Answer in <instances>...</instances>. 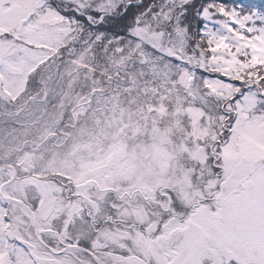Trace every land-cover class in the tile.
I'll list each match as a JSON object with an SVG mask.
<instances>
[{
    "label": "snow or ice",
    "instance_id": "1",
    "mask_svg": "<svg viewBox=\"0 0 264 264\" xmlns=\"http://www.w3.org/2000/svg\"><path fill=\"white\" fill-rule=\"evenodd\" d=\"M0 264H264V7L0 0Z\"/></svg>",
    "mask_w": 264,
    "mask_h": 264
},
{
    "label": "rangeland",
    "instance_id": "2",
    "mask_svg": "<svg viewBox=\"0 0 264 264\" xmlns=\"http://www.w3.org/2000/svg\"><path fill=\"white\" fill-rule=\"evenodd\" d=\"M225 2H230V0H225ZM245 3L250 6L264 7V0H245Z\"/></svg>",
    "mask_w": 264,
    "mask_h": 264
}]
</instances>
